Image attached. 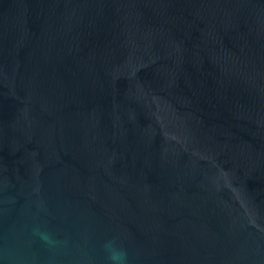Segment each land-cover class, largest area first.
I'll list each match as a JSON object with an SVG mask.
<instances>
[{
	"label": "water",
	"instance_id": "1",
	"mask_svg": "<svg viewBox=\"0 0 264 264\" xmlns=\"http://www.w3.org/2000/svg\"><path fill=\"white\" fill-rule=\"evenodd\" d=\"M264 264V0H0V264Z\"/></svg>",
	"mask_w": 264,
	"mask_h": 264
},
{
	"label": "clouds",
	"instance_id": "2",
	"mask_svg": "<svg viewBox=\"0 0 264 264\" xmlns=\"http://www.w3.org/2000/svg\"><path fill=\"white\" fill-rule=\"evenodd\" d=\"M104 248L107 253L108 264H127L126 250L118 247L114 240L106 242Z\"/></svg>",
	"mask_w": 264,
	"mask_h": 264
}]
</instances>
